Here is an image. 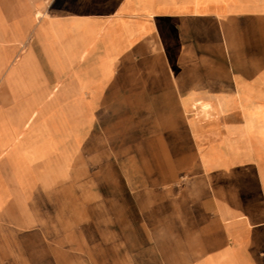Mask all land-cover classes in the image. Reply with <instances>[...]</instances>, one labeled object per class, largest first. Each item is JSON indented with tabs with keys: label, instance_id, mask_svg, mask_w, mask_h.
Returning <instances> with one entry per match:
<instances>
[{
	"label": "crops",
	"instance_id": "1",
	"mask_svg": "<svg viewBox=\"0 0 264 264\" xmlns=\"http://www.w3.org/2000/svg\"><path fill=\"white\" fill-rule=\"evenodd\" d=\"M236 100H264V0H0V217L73 187L114 106L196 164L109 264H264V117ZM213 104L226 121L194 116Z\"/></svg>",
	"mask_w": 264,
	"mask_h": 264
},
{
	"label": "rangeland",
	"instance_id": "2",
	"mask_svg": "<svg viewBox=\"0 0 264 264\" xmlns=\"http://www.w3.org/2000/svg\"><path fill=\"white\" fill-rule=\"evenodd\" d=\"M244 105L252 116L264 117V110L258 114L264 100H236L238 111L230 117L241 119ZM116 110L103 108V123L82 153L73 187L38 195L26 209L0 217V264H109L116 234L131 229V220L155 217L163 203L180 197L196 163L163 162L162 147L146 146L148 137L162 135L130 130L122 124L129 117ZM198 112L194 116L207 122L229 118L219 104L203 105ZM166 149L169 156L176 150ZM36 234L42 238L37 243Z\"/></svg>",
	"mask_w": 264,
	"mask_h": 264
}]
</instances>
